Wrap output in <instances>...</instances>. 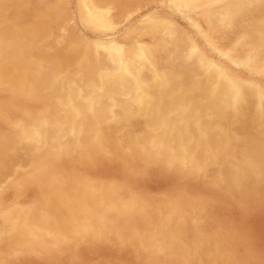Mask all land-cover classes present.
Returning <instances> with one entry per match:
<instances>
[{"label": "bare ground", "instance_id": "bare-ground-1", "mask_svg": "<svg viewBox=\"0 0 264 264\" xmlns=\"http://www.w3.org/2000/svg\"><path fill=\"white\" fill-rule=\"evenodd\" d=\"M16 1L0 0V79L4 83L0 85L4 86L7 99L12 96L11 92L16 95L21 92L22 82L33 84L38 90L35 94L41 99L38 103H29L30 108L20 106L14 110L7 104L3 106L7 125L0 124V127L9 128L11 136L8 145L0 151V157L4 158L0 189L9 193L16 191L20 164H41L54 169L60 157L72 162L76 159L73 152L77 145L87 153L108 144L113 153L125 157L131 154L136 159L144 158L146 151L152 156L161 153L168 163H177L181 169L195 161L202 165L216 161L227 181L253 173L252 161L264 176V91L246 87L212 67L184 28L165 17L150 16L145 23V36L153 43L151 48L142 40L128 50L108 43L87 47L81 44L72 27V13L54 4L56 0H25L31 3L26 10H18ZM149 1L152 0H75L76 19L92 32L110 33L132 16L142 2ZM169 2L182 7L200 4L206 15L200 21L191 20V27L205 45L229 52L230 60L237 65L252 70L264 67V0ZM6 20L10 21L9 25H5ZM9 38H13L11 46ZM42 63L46 69L40 76ZM235 141L243 143L245 158L251 160L239 164L238 168L224 162L228 145ZM210 147H218V151L211 153ZM50 173L42 180L49 194V221L38 212L27 220L25 216L5 215L1 221L6 223H0V263L28 241L48 237V231L55 232L52 241L57 244L65 237L78 242L81 227L72 224L67 195L55 182V173ZM63 177L72 189L80 179L71 168ZM1 195L0 191V203L9 197ZM73 197L75 215L83 220L88 208L80 197ZM93 205L90 209L94 213L96 206ZM15 218L18 219L16 226ZM138 223L141 227V216ZM180 231L173 227L169 237ZM89 234L94 236L95 230ZM123 234H128V230ZM218 244L217 240L204 244L195 261L207 259L206 264H216L207 255ZM232 256L223 252L222 264H233Z\"/></svg>", "mask_w": 264, "mask_h": 264}, {"label": "rangeland", "instance_id": "rangeland-1", "mask_svg": "<svg viewBox=\"0 0 264 264\" xmlns=\"http://www.w3.org/2000/svg\"><path fill=\"white\" fill-rule=\"evenodd\" d=\"M16 3L19 5L18 10L22 8L26 10L31 6L30 1L17 0ZM146 3L142 2V5L133 13L134 15L120 23L112 32L105 34L92 32L79 24L75 14V0H56L54 4L62 5L65 10L72 13V27L76 35L81 38V44L87 47L91 45L100 47L108 43L120 50H128L142 40L144 45L151 48L153 43L145 36L146 20L150 16L165 17L186 30L212 67L227 73L246 87L264 91V67L260 70H252L235 64L230 60L229 52H220L212 46L205 45L204 40L191 27V20L200 21L206 15V11L200 4L186 7L173 6L169 0H152ZM9 23V20L5 21V25ZM20 34L22 35V31ZM12 39L9 38V46L13 43ZM45 69L42 63L38 75L41 76V72ZM2 81L0 79V83H3ZM3 87L0 85V124L2 125H7L4 105L7 104L12 109L18 110L20 106L30 108L32 103H38L41 99L40 95H36L38 90L33 84L22 82L21 92L18 95L11 92L12 96L7 99ZM9 87L10 84L7 88ZM10 133L9 128L0 127V151L8 145ZM109 148L108 144H101L93 152L86 153L80 145H77L73 152L76 159L68 162L66 158L60 157L53 166L54 169L45 168L41 164L19 165L18 170L21 174L15 171L16 191L9 193L3 188L0 189L2 198L6 194L9 196L4 197L5 201L0 203V223H6V220L1 221L5 215L18 218L25 216L24 219L27 220V217L36 212L46 222L49 221V194L47 185L42 180L51 175V171L55 173V182L63 188V194L67 195L66 203L72 214V224L81 227V231L77 243L71 237H65L60 244L52 241L55 232L48 231V237L36 242L28 241L26 245L13 250L0 264H170L171 262L172 264H190V262L206 264L207 259L196 262L195 256L200 255L204 244L208 245L214 240L219 241V244L210 254L208 253L207 257L213 259L216 264H222V254L225 251L233 254L232 258L235 259L233 264H264V204H262L264 203V189H262L264 176L260 175V171L251 160H246L242 142L235 141L228 145V154L226 153L224 162L228 161L226 164L238 168L239 164L251 161L253 173L245 174L233 181H227L216 161L208 165L195 161L190 167L181 169L177 163H168L161 153L152 156L150 151H146L144 158L136 159L131 154H128L127 158L120 156ZM210 151L216 153L218 147H210ZM3 159L0 157L1 169L4 168ZM64 163H67L66 166ZM134 167L136 170L133 169ZM68 168L73 169L76 176L80 178L76 181L75 189H72L71 185L66 184L63 179ZM106 170L109 171L108 174ZM173 176L177 177L171 178ZM190 184L194 186L191 187ZM69 192H72V195ZM73 196L80 197L82 203L88 208L83 220H79L75 215ZM92 205L96 206L94 213L90 209ZM139 216L143 219L141 227L138 223ZM15 219L16 226L18 219ZM173 227H178L181 231L178 235L169 237ZM138 228L142 231L139 232ZM90 230H95L94 236L89 234ZM127 230L128 234H123ZM90 259L92 261H89Z\"/></svg>", "mask_w": 264, "mask_h": 264}]
</instances>
